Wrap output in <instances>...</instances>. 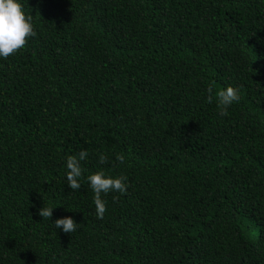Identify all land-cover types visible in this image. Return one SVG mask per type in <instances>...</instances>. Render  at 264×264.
I'll use <instances>...</instances> for the list:
<instances>
[{"label": "trees", "instance_id": "16d2710c", "mask_svg": "<svg viewBox=\"0 0 264 264\" xmlns=\"http://www.w3.org/2000/svg\"><path fill=\"white\" fill-rule=\"evenodd\" d=\"M23 4L36 34L0 58V264H264V0ZM100 169L127 178L102 218Z\"/></svg>", "mask_w": 264, "mask_h": 264}, {"label": "clouds", "instance_id": "9594fccd", "mask_svg": "<svg viewBox=\"0 0 264 264\" xmlns=\"http://www.w3.org/2000/svg\"><path fill=\"white\" fill-rule=\"evenodd\" d=\"M35 28L32 16L24 9L23 0H0V58L7 57L22 48L28 37L35 36ZM212 97H209L211 99ZM240 100L238 87L227 85L216 92L215 101L220 115H227V110L234 102ZM87 150L81 149L77 154L68 155L65 161L67 185L73 189H79L82 177L81 161L85 160ZM123 161L124 156L116 154L115 157ZM98 159L103 162L106 157L99 154ZM88 186L93 192L95 214L102 218L106 210V202L102 193H125L127 191V178L122 175L107 174L103 169L89 173L86 176ZM54 206H41L36 211L42 218H50ZM71 209V208H70ZM53 221L54 227L66 233L74 232L78 224L70 215L59 216Z\"/></svg>", "mask_w": 264, "mask_h": 264}]
</instances>
